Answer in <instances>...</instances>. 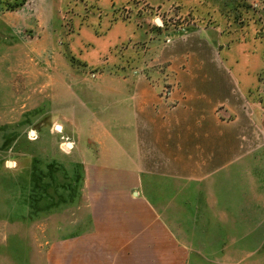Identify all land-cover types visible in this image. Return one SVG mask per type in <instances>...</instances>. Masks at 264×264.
<instances>
[{"label":"rangeland","instance_id":"rangeland-1","mask_svg":"<svg viewBox=\"0 0 264 264\" xmlns=\"http://www.w3.org/2000/svg\"><path fill=\"white\" fill-rule=\"evenodd\" d=\"M199 1L0 0V264H55L62 242L86 229L83 161L90 150L81 142L90 144L91 119L100 123L109 113L108 96L97 87L145 74L176 81L159 50L197 24L221 32L217 49L233 72L242 65L259 69L258 80L247 77L257 85L250 90L259 196L221 203L224 240L195 234L190 264H264V6L259 0ZM240 30L249 32L245 42L250 32L259 38L260 55L237 64ZM232 226L237 231L229 232Z\"/></svg>","mask_w":264,"mask_h":264},{"label":"crops","instance_id":"crops-1","mask_svg":"<svg viewBox=\"0 0 264 264\" xmlns=\"http://www.w3.org/2000/svg\"><path fill=\"white\" fill-rule=\"evenodd\" d=\"M235 33L242 39L249 32ZM250 36L236 42L237 64L260 55L259 38ZM221 41L216 28L191 25L159 48L176 81L145 74L97 87L108 96L109 113L100 123L91 119L90 144L81 142L90 150L83 161L89 224L62 242L55 264H190L195 234L224 240V201L259 196L250 90L257 85L247 80L249 73L257 79L259 69L233 72L217 49ZM181 47L188 49L177 53Z\"/></svg>","mask_w":264,"mask_h":264},{"label":"trees","instance_id":"trees-1","mask_svg":"<svg viewBox=\"0 0 264 264\" xmlns=\"http://www.w3.org/2000/svg\"><path fill=\"white\" fill-rule=\"evenodd\" d=\"M17 1H18V0H17ZM22 4H23V2H19V4L14 5V7H11L10 10H14V9L18 8V6H20V5H22Z\"/></svg>","mask_w":264,"mask_h":264},{"label":"water","instance_id":"water-1","mask_svg":"<svg viewBox=\"0 0 264 264\" xmlns=\"http://www.w3.org/2000/svg\"><path fill=\"white\" fill-rule=\"evenodd\" d=\"M156 22H157L158 25H161L162 24V21L160 19H156Z\"/></svg>","mask_w":264,"mask_h":264}]
</instances>
